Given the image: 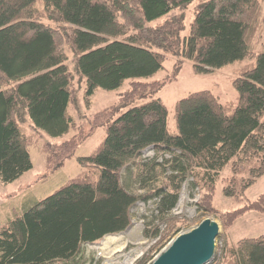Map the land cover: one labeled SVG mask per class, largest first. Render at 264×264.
<instances>
[{"label": "trees", "instance_id": "1", "mask_svg": "<svg viewBox=\"0 0 264 264\" xmlns=\"http://www.w3.org/2000/svg\"><path fill=\"white\" fill-rule=\"evenodd\" d=\"M194 2L186 35L185 11ZM264 0H0V181L11 184L33 168L34 131L50 139L75 127L76 74L85 105L99 89L129 82L117 102L83 130L46 142V168L72 159L97 128L105 137L77 158L83 172L51 195L15 210L0 228V264L75 261L83 244L128 229L137 203L156 199L170 213L188 179L199 209L215 213L216 185L229 168L225 197L240 200L264 175ZM175 12H178L175 14ZM70 55L73 67H69ZM192 63L199 75L249 62L232 80L237 97L222 103L210 91L175 104L172 124L156 94L166 82L147 81L167 57ZM151 148L152 157L145 156ZM264 216V194L220 215L229 229L245 214ZM9 217V216H8ZM154 230L166 241L173 228ZM147 258L138 264H145ZM210 264H264V236L224 241Z\"/></svg>", "mask_w": 264, "mask_h": 264}, {"label": "rangeland", "instance_id": "2", "mask_svg": "<svg viewBox=\"0 0 264 264\" xmlns=\"http://www.w3.org/2000/svg\"><path fill=\"white\" fill-rule=\"evenodd\" d=\"M194 2L185 11V27L183 35L189 30V25L193 20ZM178 12H175L177 14ZM69 67L72 69L73 60L70 55ZM177 59L171 56L167 57L164 63V69L157 73L153 78L147 81H164L165 86L156 94L166 105L169 112V122L172 124L175 104L187 97L189 94L198 91H210L215 94L219 100L224 102L233 101L237 93L232 85V80L237 76L240 69L249 62L235 63L219 70H214L209 74L199 75L193 71L192 63L183 61L181 69L177 74L174 73V67ZM74 88L78 90L77 101L70 108L69 113L73 118L75 127L65 137L59 139H50L40 135L33 130L25 131L31 137V159L33 168L25 173L21 178L11 184H3L0 181V228L3 227L10 215L22 207L31 205L33 201L43 199L68 180L78 176L82 171L76 157L86 156L99 143L103 130H94L96 133L88 134L77 147L75 156L67 160L61 167L57 166L53 170L46 168V154L43 147L46 142L58 144L83 130L87 134L90 130V122L93 115L109 106L114 105L118 96L125 92L129 87V82L118 90L105 91L99 89L89 100V105H85L83 98V84L78 76L74 74ZM229 168L225 169L216 185L213 206L215 213H208L199 209L198 202L200 193L198 190L190 188L191 179L187 180L182 191L179 194L178 202L175 208L168 214L160 215L157 210L156 199L150 200L147 204L137 203L132 209V220L127 230L115 235H108L101 240L83 244L75 261L71 263L57 262L55 264H138L147 258L145 264H150L158 253L164 249L168 242L177 235L187 232L198 226L203 220L209 218L219 225V235L216 239L215 252L220 254L223 250L224 241L228 239L231 243L238 242L241 239L258 238L264 236V216L250 212L239 218L229 229H224L220 215L225 212L233 211L244 206L264 194V175L259 178L251 187H249L243 197L238 200L225 197L222 190L225 188ZM9 216V217H8ZM172 220L173 228L167 236H171L166 241H159V238L153 237L154 230L158 228L161 232L168 230L167 221ZM114 239L108 245L103 246L106 239Z\"/></svg>", "mask_w": 264, "mask_h": 264}, {"label": "water", "instance_id": "3", "mask_svg": "<svg viewBox=\"0 0 264 264\" xmlns=\"http://www.w3.org/2000/svg\"><path fill=\"white\" fill-rule=\"evenodd\" d=\"M219 225L209 218L180 233L150 264H210L215 255Z\"/></svg>", "mask_w": 264, "mask_h": 264}, {"label": "crops", "instance_id": "4", "mask_svg": "<svg viewBox=\"0 0 264 264\" xmlns=\"http://www.w3.org/2000/svg\"><path fill=\"white\" fill-rule=\"evenodd\" d=\"M262 12H263V15H264V2H263V4H262ZM95 93H96V92H95ZM94 95H95V94H94ZM94 95H93V96H94ZM109 107H110V106H109ZM102 110H103V109H102ZM100 111H101V110H100ZM98 112H99V111H98ZM96 113H97V112H96ZM26 129L33 130V131H34V129L32 128V126H31L30 124H27V125H26ZM99 129H102V130H103V135L101 136L100 141H98L99 143L97 144L96 147H98V146L100 145V143L102 142V140H103L104 137H105V130H104V128H101V127H100V128L95 129V131H96V130H99ZM95 131H93V135L96 133ZM25 132H26V131H25ZM28 135H29V134H28ZM30 147H31V146H30ZM96 147H95V148H96ZM95 148H94V149H95ZM94 149H93V150H94ZM93 150H92V151H93ZM29 151H30V148H29ZM76 151H77V150H76ZM92 151H91V152H92ZM91 152H90V153H91ZM75 153H76V152H75ZM90 153H88V155H89ZM30 156H31V151H30ZM74 156H75V155H74ZM86 156H87V155H86ZM80 157H83V156H80ZM77 158H79V157H76V159H77ZM65 162H66V161H65ZM65 162H64V163H65ZM82 172H83V169H82V171L80 172V174H81ZM80 174H79V175H80Z\"/></svg>", "mask_w": 264, "mask_h": 264}, {"label": "built area", "instance_id": "5", "mask_svg": "<svg viewBox=\"0 0 264 264\" xmlns=\"http://www.w3.org/2000/svg\"><path fill=\"white\" fill-rule=\"evenodd\" d=\"M145 156L146 157H152L153 156V151H152V149L151 148H149V149H147V150H145ZM170 242H168V244H169ZM167 244V245H168Z\"/></svg>", "mask_w": 264, "mask_h": 264}, {"label": "bare ground", "instance_id": "6", "mask_svg": "<svg viewBox=\"0 0 264 264\" xmlns=\"http://www.w3.org/2000/svg\"><path fill=\"white\" fill-rule=\"evenodd\" d=\"M112 241H114V239L112 238V239H106L105 240V242L103 243V246H106V245H108L110 242H112Z\"/></svg>", "mask_w": 264, "mask_h": 264}]
</instances>
